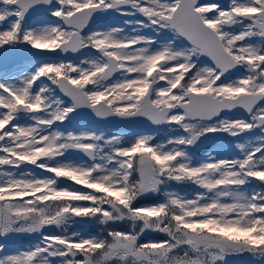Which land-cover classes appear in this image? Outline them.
Listing matches in <instances>:
<instances>
[{"label": "snow or ice", "instance_id": "obj_1", "mask_svg": "<svg viewBox=\"0 0 264 264\" xmlns=\"http://www.w3.org/2000/svg\"><path fill=\"white\" fill-rule=\"evenodd\" d=\"M14 51L0 264H264V0H0Z\"/></svg>", "mask_w": 264, "mask_h": 264}, {"label": "water", "instance_id": "obj_2", "mask_svg": "<svg viewBox=\"0 0 264 264\" xmlns=\"http://www.w3.org/2000/svg\"><path fill=\"white\" fill-rule=\"evenodd\" d=\"M33 57H34V54L31 52H23L20 55H15L14 53L9 52L4 56H0V70L4 69V68H10L22 60L31 59ZM92 119H94V118H92ZM96 125H99V126H102L105 128H110V129H121V130H135L136 129L134 126H128V125H125L122 123L99 122V123H96ZM211 142H213V141H209L208 144ZM206 145H204V146H206ZM204 146H201L200 148H203Z\"/></svg>", "mask_w": 264, "mask_h": 264}, {"label": "rangeland", "instance_id": "obj_3", "mask_svg": "<svg viewBox=\"0 0 264 264\" xmlns=\"http://www.w3.org/2000/svg\"><path fill=\"white\" fill-rule=\"evenodd\" d=\"M21 52L23 51H14V52H10V53H14L15 55H19ZM31 62L30 61H27V62H22L21 64H19L20 67H24L26 65H28L29 63ZM10 69V68H9ZM89 126H92V125H89ZM93 127V126H92ZM106 133L108 134H118V135H123L125 137L129 136L131 134V132H123V131H117V130H109V129H106L105 130ZM207 147H204V151L203 153L199 156V157H202L204 154H205V149ZM184 191H188L190 192L191 189H182ZM147 200H151V199H147ZM151 203V202H150ZM95 225L96 224H90V225H77L75 226L78 230H84L86 232H91L92 234H95V233H98V231L96 230L95 228ZM33 237H20V238H17L16 240V243L15 244H10V247H15V246H19L21 244L27 246L30 242L33 241Z\"/></svg>", "mask_w": 264, "mask_h": 264}, {"label": "trees", "instance_id": "obj_4", "mask_svg": "<svg viewBox=\"0 0 264 264\" xmlns=\"http://www.w3.org/2000/svg\"><path fill=\"white\" fill-rule=\"evenodd\" d=\"M98 228L100 231L102 230L101 229V226H98L96 227ZM150 237H154V238H157V239H162L163 237L160 236V234H157V233H149L146 238H150ZM232 260L236 261V264H239V259L238 258H231Z\"/></svg>", "mask_w": 264, "mask_h": 264}, {"label": "flooded vegetation", "instance_id": "obj_5", "mask_svg": "<svg viewBox=\"0 0 264 264\" xmlns=\"http://www.w3.org/2000/svg\"><path fill=\"white\" fill-rule=\"evenodd\" d=\"M205 2H210V0H205ZM220 2H222V3H223V2H224V0H220Z\"/></svg>", "mask_w": 264, "mask_h": 264}]
</instances>
